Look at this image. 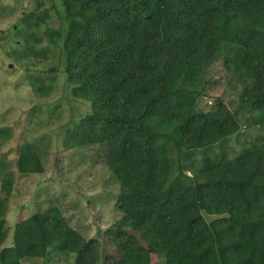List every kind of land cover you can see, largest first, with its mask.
<instances>
[{"label":"trees","instance_id":"1","mask_svg":"<svg viewBox=\"0 0 264 264\" xmlns=\"http://www.w3.org/2000/svg\"><path fill=\"white\" fill-rule=\"evenodd\" d=\"M58 1L21 15L12 36L22 42L7 52L47 59L36 31L57 12L61 24L45 34L61 49L70 96L90 107L64 128L62 146H101L118 183L121 216L104 232L116 256L105 260L264 264V0ZM220 74L235 98L200 107ZM31 80L43 96L55 76ZM242 127L259 133L229 155L224 144ZM9 137L0 128V142ZM41 148L19 146V173H43ZM13 183L0 159V264H100L98 236L84 237L55 202L9 225Z\"/></svg>","mask_w":264,"mask_h":264},{"label":"rangeland","instance_id":"2","mask_svg":"<svg viewBox=\"0 0 264 264\" xmlns=\"http://www.w3.org/2000/svg\"><path fill=\"white\" fill-rule=\"evenodd\" d=\"M47 1L0 0V37L3 34L8 39L0 40V128L10 129V137L0 142V159L8 163L14 179L8 196L6 219L12 225L36 211L38 204L44 208L49 202H55L69 224L84 237L98 236L102 254L100 264H110L105 256H116V251L104 232L112 228L121 216L114 206L118 183L102 159L101 146L70 150L62 146L64 128L88 113L90 107L87 102L70 96L62 69L61 49L54 46L45 34L48 29H55L61 24L57 12L52 10L47 22L36 31L41 37L36 49L50 50L47 59L30 57L16 62L7 52L10 45L22 42L21 37L12 36L20 25L21 15L38 5L43 8ZM52 1L59 9V1ZM51 66L57 69L47 71ZM38 74L44 78L45 84L51 82L50 76H55L48 95H38L31 87V78ZM206 94L201 97L200 107L205 108L209 100L214 102L218 96L224 95L226 100L235 98V92L226 89L223 84L221 74L220 82L217 81ZM258 133L257 128L242 127L239 133L226 140L224 150L233 155L234 151L241 150L243 141L253 139ZM25 141L43 147V173L21 174L17 171L15 161L18 149ZM220 147L216 143L213 150L218 151ZM206 218L209 219L208 216ZM9 243L10 236L4 245ZM23 264L43 262L33 259ZM51 264H72V260ZM151 264H163V259L152 255Z\"/></svg>","mask_w":264,"mask_h":264}]
</instances>
